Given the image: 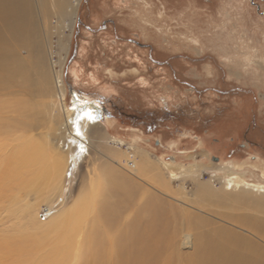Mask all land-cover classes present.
I'll use <instances>...</instances> for the list:
<instances>
[{
    "label": "rangeland",
    "instance_id": "374dc122",
    "mask_svg": "<svg viewBox=\"0 0 264 264\" xmlns=\"http://www.w3.org/2000/svg\"><path fill=\"white\" fill-rule=\"evenodd\" d=\"M30 2L32 45L41 59L31 69L40 74L35 87L39 92L32 93L24 82L0 87V119L6 125L0 149L13 150L47 133L46 110L44 120L31 130V113L25 125L24 116L11 104L22 99L48 108L46 104L55 100L51 95L55 72L68 107L77 97L100 110L102 123L111 121L101 126V148H91L97 146L95 141L90 144V156L73 165L74 173L68 169L60 191L45 198L22 195L23 205H36L38 222L47 223L72 203L88 179L96 177L105 188L120 187L124 197L119 194L115 199L122 201L123 220L144 208L148 199L157 198L153 204L163 205L172 241L166 264L197 260L193 249L199 244L197 229L186 230L198 220L204 227L197 232L204 229L214 237L215 228L227 227L247 235L251 246L239 249L243 255L264 254V205L257 204L259 197L248 191L237 201L216 202L209 196L227 192L224 182L230 173L264 184V0H68L69 14L65 0ZM69 15H75L72 28ZM68 36L62 49V38ZM3 40L9 41L6 33ZM24 41L5 46L28 45ZM18 53L29 59L30 48L20 47ZM56 127L57 123L51 136ZM125 145L136 149L126 150ZM144 152L158 167L169 163L183 168L181 173L197 165L205 169L201 178H169V197L163 199L127 169L130 161L139 165ZM143 167L140 164L136 173L150 180ZM163 171L168 176L166 168ZM199 183L209 188L207 192L197 190ZM6 206L5 201L0 203V209ZM3 210L0 229L15 222L9 223L7 214L11 218L13 214ZM25 216L21 226L29 222ZM94 216L86 215V222L90 224ZM27 229L33 241L46 244L57 235L43 226ZM17 258L0 249V264H15Z\"/></svg>",
    "mask_w": 264,
    "mask_h": 264
},
{
    "label": "bare ground",
    "instance_id": "6f19581e",
    "mask_svg": "<svg viewBox=\"0 0 264 264\" xmlns=\"http://www.w3.org/2000/svg\"><path fill=\"white\" fill-rule=\"evenodd\" d=\"M67 1L65 0L63 6L68 9L67 14H69L70 6ZM33 13L34 7L30 0H0V69L2 71L0 87L2 88L24 82L32 93L39 92L35 87L40 74L31 69L36 61L41 60L37 52L35 54L37 48L32 45L35 35ZM68 17L71 18L69 27L72 28L75 15ZM5 33L9 41L3 40ZM22 39L28 41V45L5 46L11 41L22 42ZM68 40L69 36L67 40L62 38L60 43L62 49L66 44L65 41L68 43ZM20 47L30 48L29 59L19 57ZM54 77V91L51 95L55 96V100L46 104L48 108L46 106L44 108L43 103L35 107L22 99L11 104L15 112L24 116L25 125H28L27 113H31L34 122L31 130L44 120L45 110L50 116L45 122L49 125L46 134H41L37 139L30 138L13 150L3 147L0 149V203L4 201L7 203V206L0 210L4 209L13 214V218L7 214L9 223L15 221L12 225L0 229L1 251L3 253L5 251L6 255L10 253L18 255L15 264H166L169 261L172 242L171 223L166 219L163 205L153 204L157 198L153 201L148 199L144 208L136 209L130 218L126 217V220H123L122 201L115 199L120 196L119 194L121 198L124 197L120 187L114 184L112 188H105L98 178L92 177L88 179L86 187H83L72 203L62 206L61 211L44 225L36 219V205L26 203L23 205L22 195L35 194L38 198H45L60 191L65 184L67 172L74 173L73 165L90 156V144L95 141L97 146L91 148H101L100 140L103 137L101 126L105 127L106 124L111 123L110 120L102 123L98 117L100 110L94 106L87 107L77 97L73 106L68 107L65 103L61 77L57 72ZM9 107L10 105L6 108ZM56 111L59 122L61 118L60 123L55 121ZM89 115L95 118L89 119ZM56 123V132L54 131L56 134L51 136L50 132ZM5 127V121L1 118L0 135ZM112 139L116 140L113 136ZM119 143L121 146L124 145L122 141ZM58 146L62 147V151ZM131 149L134 151L136 148L126 146V150L131 151ZM140 156L138 164L144 165L143 168L147 170L150 180H142L138 175L140 171L136 173L139 170L137 162L130 161L126 168L136 175L138 181L144 182L145 186L153 189L163 199L169 197L170 188L167 183L169 178L179 179L180 175L183 177L193 175L197 179L201 178L205 169L197 165L181 173L183 168L180 166L174 167L169 163H162L158 167L149 161L150 157L145 152ZM163 168L168 171V176ZM123 184L131 190L134 188L130 181H125ZM224 184L228 193L210 194L212 200L237 201L251 191L259 197L257 204L264 205V184L248 182L244 177L234 173L228 174ZM207 188L199 183L197 190L207 192ZM110 196L113 197L112 201L105 198L109 199ZM144 211L145 213H142ZM22 214L26 215L25 218H29L25 226H21ZM92 214L95 216L88 224L85 217ZM228 216L231 217V214ZM245 216L243 219L249 224ZM200 223V220L194 225L191 223L186 232H192L194 228L197 230L203 228ZM41 224L46 232L54 231L57 234L47 244L33 241L32 235L26 232L27 227L31 231L41 229ZM197 230L195 236L199 244L198 247H193L197 260L192 264H264L263 252H259L258 256L248 253L243 255L240 252V248L251 246L247 242L249 240L247 235H241L222 226L215 228L217 234L214 237H208L209 233L202 232L204 229L200 232ZM45 247L49 250L41 252Z\"/></svg>",
    "mask_w": 264,
    "mask_h": 264
},
{
    "label": "snow or ice",
    "instance_id": "6c2138e0",
    "mask_svg": "<svg viewBox=\"0 0 264 264\" xmlns=\"http://www.w3.org/2000/svg\"><path fill=\"white\" fill-rule=\"evenodd\" d=\"M88 118H89V119H94L95 117H93L92 115H89ZM78 134H79V132H78Z\"/></svg>",
    "mask_w": 264,
    "mask_h": 264
}]
</instances>
